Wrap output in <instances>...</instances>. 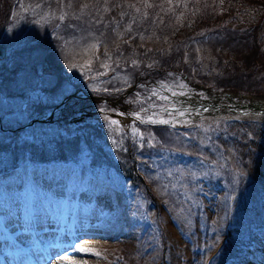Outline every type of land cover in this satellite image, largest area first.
Here are the masks:
<instances>
[{
	"label": "rangeland",
	"instance_id": "1",
	"mask_svg": "<svg viewBox=\"0 0 264 264\" xmlns=\"http://www.w3.org/2000/svg\"><path fill=\"white\" fill-rule=\"evenodd\" d=\"M19 2L14 12V21L2 41H10L26 23L33 24L39 19L38 13L47 17L46 4L43 5L41 0ZM180 9L177 21L182 23L185 7L181 6ZM239 20L249 23L250 17L244 15ZM220 23L217 21L215 27L209 26L212 28L211 32ZM163 26V22H159L143 38L150 47L145 44L141 54L138 49L134 50L133 62L116 65L115 69L110 65L112 49L105 47L99 34L83 30L72 35L63 52L64 62L69 66L66 73L69 81H61L54 98L47 99L40 91V88H47L57 80L52 77V71H45L38 64L41 53L19 60L23 63L24 70L17 72L19 82L16 89L24 90L23 95H0V129H16L25 124L28 126L33 121H41L49 126H44L40 131L62 134L64 130L70 131L74 127L73 123H100L107 133V144L111 145L109 155L112 156L109 157L113 163L114 150L123 152L133 147L135 153H138L143 147L149 149L150 144H153L152 137L144 129L140 130L139 124L147 127L167 126L170 130H177V133L165 135L170 139L162 142L164 146L172 145L173 151H166L165 156L161 154L159 161L154 162L152 167H147V170H151L153 178L159 175L164 183L170 185L169 193L166 194L175 197L183 191L188 197L196 199L194 206L198 220L195 218L191 223H179L183 220L182 214H178L175 219L173 215L177 211L172 209L170 214H166V219L158 217L156 209L166 212V207H157L138 189L130 188L122 175L115 172L113 163L112 166H107L108 173L98 169L96 181H92L86 167L88 150L80 148L76 157L77 165L72 162L63 165L56 163L51 170H47V166L30 167L24 161L20 165V171L0 174V240L8 241L7 246H0V264H13L6 257L7 252L30 251L33 244H28L26 239L21 238L22 230L18 228L22 222L29 224L36 215L44 219L46 217L45 223L61 232H65L70 225L85 231V234L67 243L63 250L65 253L62 251L55 256L57 263L49 260L44 264H114L117 261L115 256L122 255L131 259L137 255L134 253L137 245L135 241L145 227L151 233L152 240L157 242L149 243L152 250H161L158 264H264V229H261L263 237L259 233L248 236L246 232L238 231L237 225L221 230L215 224L222 218L225 207L230 212L233 194L229 184H234L235 177H242V182L252 183L248 204L254 207L253 213L256 215L253 216L264 218V114L247 113V108H237L234 103L217 98L230 94L233 96L232 101L246 103L248 99L264 101V94H242L233 89L202 86L196 79L186 75L167 73L169 76L165 77L168 84L144 83L143 86L149 91L147 97H140L133 91L135 85L131 83L134 78L129 68L131 65L144 64L142 59L150 60L161 47V55L173 48L172 41L160 33ZM119 29L115 31V44H121ZM205 30L202 32H207ZM186 33L188 31L185 34L183 30L175 31L180 38ZM217 36L208 32L207 35H202L204 40L195 39L184 51L183 62L189 65L194 77L205 74L210 78L215 74L222 75L225 68L224 71H219V59L233 63L235 56H241L240 44H233ZM2 41L0 40V47L4 49V56L0 62L14 65L10 51L15 46L11 44L4 48ZM245 66L244 63V68H241L244 71ZM79 83L83 84L85 91L74 89L73 84ZM253 84L257 90H264V80L257 77ZM108 86L112 87L108 89ZM121 90H130L125 96L132 93L135 98L129 101L118 97L119 95L114 96ZM94 91H99L102 95L86 94ZM106 94L111 95L107 97ZM83 97L94 100L95 105L99 104L92 114L80 108L73 118L69 117L66 123H60L53 116V109L40 115L38 119H31V116L37 115L34 106L38 102L62 105L65 99L78 100ZM186 99H195L202 107L188 105ZM103 101H106L107 107L101 104ZM165 120L168 123H161ZM28 132L39 133L33 129ZM26 134L19 133L17 137L18 147L24 151ZM158 139L157 142L161 144L160 138ZM25 152L29 153L27 149ZM192 152L201 157H190ZM147 157L144 153L140 160ZM36 158L37 155H34L32 160L35 162ZM1 159L4 165L8 164L9 159L5 154L0 155ZM226 173L231 176L225 178ZM165 190L161 186V191ZM252 190H259L257 199ZM227 191L230 196L228 201ZM166 206L170 207L169 204ZM43 230L39 228L38 232L41 234ZM30 231L36 237L40 250L48 251L50 245L44 242L45 237L36 236V231L32 229ZM9 242H12V246H9ZM77 243L99 252L100 255L74 250L72 245ZM143 258L142 262L148 264L151 261L150 252L146 251Z\"/></svg>",
	"mask_w": 264,
	"mask_h": 264
},
{
	"label": "trees",
	"instance_id": "2",
	"mask_svg": "<svg viewBox=\"0 0 264 264\" xmlns=\"http://www.w3.org/2000/svg\"><path fill=\"white\" fill-rule=\"evenodd\" d=\"M41 1L43 5L46 4L47 17L44 18V14L38 13V20L33 24L31 23L32 25L26 23L16 35L10 38V41L6 42L2 41L4 34L11 27L14 21V12L20 2L19 0H0V40L4 48L11 44L15 46L10 51V58L15 61V64L6 65L4 61L0 62V95L4 97L23 95L24 90L16 89V85L19 82L17 72L24 70L23 63L19 60L22 61L25 57L41 53V61L38 64L43 70L52 71V77H56L57 80L55 84L47 88H40V91L47 96V99L54 98L60 89L61 81H69L68 76H66L69 66L64 62L65 55L63 52L72 35L75 36L83 30L99 34L102 37L101 42L106 45L105 47L112 49L110 65L113 69L116 65H126L128 61L132 63L134 50L138 49L139 54H141L145 44L150 47L143 38L159 22H163L165 26L162 27L163 30L160 33L172 41L173 48L161 55L162 53H159L163 49L161 47L150 60L142 59L144 64L131 65L129 70L132 71L131 74L134 78L131 84L135 85L133 91L140 97H147L149 91L143 86L144 83H167V77H165L167 73L186 75L196 79L202 86L233 89L242 94L257 95L258 92L264 94V90H257L253 84L257 77L264 80V0H87L85 2L82 0H62L60 3L58 0ZM181 6L185 7L182 23L177 21ZM244 15L250 17L249 23H243L239 20ZM217 21L221 23L211 32L210 29L212 28L209 26L215 27L214 24ZM118 28L121 31V44H115L113 41L115 40V31ZM203 29H206L207 32H202ZM176 30H183L184 34L186 31L188 33L185 36L183 34V38H180L175 34ZM208 32L229 40L233 44H240L241 56H238L240 58L235 56L236 60H232L233 63L219 59V71H224L225 68L222 75L215 74L211 78L207 74L194 77L189 65L183 62V53L187 50V46H190V42L199 38L204 40L202 35H207ZM192 34L197 36L194 37ZM205 42L207 43V40ZM192 55L195 56L194 53ZM244 63L246 64V71L241 69L244 68L242 67ZM94 65L97 66L96 63ZM247 81L248 84H246ZM73 87L76 90L85 91L82 83L73 84ZM109 87L112 86L107 88L109 89ZM126 93H129V90L118 91L114 96L119 95L118 97L121 96L129 101L135 98L132 93L125 96ZM86 94L88 96L102 95L99 91ZM106 95L108 97L111 94ZM83 98L78 100L68 98L62 102V105L38 102L34 106L37 115L31 116V119L32 117L38 119L53 109H55L53 116L60 123H66L69 117L73 118L78 114L80 108L86 109V112L92 114L99 104L95 105L94 100L90 98ZM101 104L107 107L105 101ZM23 126L16 129H8L7 127L0 129V155L5 154L9 159L7 165H4L2 159L0 160V174L8 171L12 173L20 171V165L24 161L30 167L47 166L45 167L47 170H51L56 163L63 165L72 162L77 165L76 157H78L80 148L85 151L88 150L86 167L92 181H96L98 169L108 173L107 166H112L111 163L113 162L109 157L112 156V154L109 155L111 145L107 144L109 142L107 133L100 123H91L90 121L73 123L74 127L70 131L64 130L62 134H48L40 131L44 126H49L41 121L33 122L26 128ZM139 126L140 130L144 129L152 137L153 144H150L149 149L143 147L138 153H135L133 147L123 152L114 150L112 153L115 154V159L112 167L115 168V172L122 175L130 188L138 189L147 196L146 199L150 198V203L157 207H166V212L163 209H156L157 213L155 212V214L158 217L166 219V214H170L174 210V212L177 211L173 215L174 218L178 214H182L183 220H180L179 223L181 221L191 223L195 218L197 221L196 207L194 206L196 199L188 197L183 191L175 197L166 194L169 193L170 185L164 183L159 175L157 178H153V173L150 174L151 170H147V167H152L154 162L159 161L161 154L165 156L166 151H173L172 145L164 146L162 142L164 139H170L165 135L177 132L164 127H147L141 124ZM31 129L39 133L28 132ZM19 133H29L24 137L26 140L24 149L25 151L27 149L29 153L19 149L17 139ZM158 138H160L161 144L157 142ZM144 153L148 157L145 160H140ZM136 154L139 155L136 156ZM191 154L190 157L193 155L201 157L196 153L193 154V152ZM34 155H37L35 162L32 160ZM140 162L144 167L140 165ZM226 174V176L224 175L225 178L231 176L229 173ZM242 179V177H235L234 184H229L230 192L232 191L233 194L230 201L232 207L230 212L225 207L222 218L220 217L215 224L221 230L226 229L227 226L232 228L237 225L238 231L246 232L248 236L259 233L263 237L261 229H264V218L253 216V214L256 215L255 212L253 213L254 207L248 204L252 183L250 181L242 182ZM161 186L166 190L162 192ZM252 191H254V196L257 199L260 195L259 190L258 192ZM229 197L227 191V201ZM167 204L170 207L166 206ZM141 231L135 241L137 242L134 250V253L137 254L136 257L130 259L127 255L115 256L117 261H114V264H147L142 262L146 251L150 252L151 258L148 264H158L161 250H152L153 247L150 244L154 240H152L151 233H148L146 227ZM261 236L259 237L262 238Z\"/></svg>",
	"mask_w": 264,
	"mask_h": 264
},
{
	"label": "bare ground",
	"instance_id": "3",
	"mask_svg": "<svg viewBox=\"0 0 264 264\" xmlns=\"http://www.w3.org/2000/svg\"><path fill=\"white\" fill-rule=\"evenodd\" d=\"M231 97H233L230 94H224L217 97L218 99H221L223 101L232 102L235 104L237 108H247L249 110L250 114H264V101L255 100V99H248L246 103L242 102H234L231 100ZM240 101H242V98H239ZM200 102V101H199ZM217 102V101H216ZM196 103V101L194 102ZM217 106H220L216 104ZM219 110V109H218ZM221 112V111H220ZM219 113V112H218ZM36 219V220H35ZM46 219V217H45ZM44 217L40 218L39 216H34L33 220L30 221L29 227L38 226L44 228V233L42 234V237L44 238V242L46 244L49 243L50 249L41 251L39 248V243L36 240H33V246L31 247L30 251L28 252H12V253H6V257L10 259L13 264H44L47 263L49 260H54L55 263H57V260L55 259L56 255L61 253L68 242H70L72 239H75L79 237L80 235L85 234V231H82L80 228H75L74 225H70L65 232H61L60 230H57L53 228L52 226H49L47 223H45ZM15 221V220H14ZM22 225H26V222H22ZM5 233V232H4ZM33 232L30 231V235ZM38 233H34L36 236H38ZM25 235V234H24ZM26 237V235H25ZM6 243H8L7 240L1 239L0 240V246L4 247L7 246ZM30 243V242H29ZM60 243V244H59ZM64 243V244H63ZM10 244V242H9ZM9 246H12V242ZM65 253V251H63ZM2 262V260H0Z\"/></svg>",
	"mask_w": 264,
	"mask_h": 264
},
{
	"label": "snow or ice",
	"instance_id": "4",
	"mask_svg": "<svg viewBox=\"0 0 264 264\" xmlns=\"http://www.w3.org/2000/svg\"><path fill=\"white\" fill-rule=\"evenodd\" d=\"M154 95H155V93H154ZM162 99H166V97H162ZM113 123H115V121H113ZM161 123H168V121H166V120L165 121H161ZM72 247H73L74 250H78L81 253H91V254H94V255H97V256L100 255L99 252H95L93 249L88 248V247H84V246H82V245H80L78 243L72 245ZM65 259H66V257H65Z\"/></svg>",
	"mask_w": 264,
	"mask_h": 264
},
{
	"label": "water",
	"instance_id": "5",
	"mask_svg": "<svg viewBox=\"0 0 264 264\" xmlns=\"http://www.w3.org/2000/svg\"><path fill=\"white\" fill-rule=\"evenodd\" d=\"M3 55H4V50L2 48H0V59L3 58Z\"/></svg>",
	"mask_w": 264,
	"mask_h": 264
}]
</instances>
